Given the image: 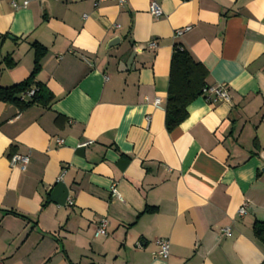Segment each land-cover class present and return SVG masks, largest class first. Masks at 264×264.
Instances as JSON below:
<instances>
[{
	"label": "crops",
	"instance_id": "1",
	"mask_svg": "<svg viewBox=\"0 0 264 264\" xmlns=\"http://www.w3.org/2000/svg\"><path fill=\"white\" fill-rule=\"evenodd\" d=\"M33 44L53 101H0L2 264H264V0H0V88L29 76ZM175 45L229 100L197 98L168 132Z\"/></svg>",
	"mask_w": 264,
	"mask_h": 264
},
{
	"label": "trees",
	"instance_id": "2",
	"mask_svg": "<svg viewBox=\"0 0 264 264\" xmlns=\"http://www.w3.org/2000/svg\"><path fill=\"white\" fill-rule=\"evenodd\" d=\"M32 48L34 61L29 76L11 87L0 88V101L13 104L19 110H24L31 105L48 108L53 101L51 93L43 85L35 83L45 49L38 44H33ZM13 65L10 62L7 64L8 67ZM206 77V69L196 63L186 50L180 45L173 47L165 106V127L168 132L177 128L187 118V107L197 98L202 97V90L207 87ZM30 89H35L32 97L22 98ZM253 230L255 237L264 244V224L256 223Z\"/></svg>",
	"mask_w": 264,
	"mask_h": 264
},
{
	"label": "built area",
	"instance_id": "3",
	"mask_svg": "<svg viewBox=\"0 0 264 264\" xmlns=\"http://www.w3.org/2000/svg\"><path fill=\"white\" fill-rule=\"evenodd\" d=\"M9 1L10 5L14 8V9H18V8H24L26 7L30 2L33 1H40V0H23L21 4H18L16 2V0H6ZM127 0H97V3H102V2H114L119 6H122L126 3ZM148 12L150 13V15L152 17H154L155 19L160 18L163 13L161 8L157 5V3L151 1L148 7ZM84 18H86L84 16ZM189 27L183 28V29H178L175 30L174 32V36L178 37L180 35H182L184 32L189 31ZM148 48L151 50H154L156 48V44L154 42H150L148 44ZM35 89H30L29 91H27L22 98L24 99H29L30 97H32V95L34 94ZM202 97L203 99L210 104H215L218 102H226L229 100L228 94H227V90L226 87L223 85H218V86H214V87H206L202 90ZM158 100H155L154 104L157 105L158 104ZM148 120V119H147ZM58 144H63L62 140H58L57 141ZM85 145V144H84ZM82 145V146H84ZM29 159L27 156H22V155H13L11 156L10 160H9V165L11 168H18L20 171H24L28 165ZM110 195L112 198L122 202V198L120 197V195L117 193L114 185H111L110 189ZM69 205L72 204V201L68 202ZM239 216H243L246 213V205L243 204L237 211ZM221 234L229 236L230 232L228 229H221L220 230ZM107 235V220L106 219H101L95 229L94 232V237H105ZM155 244L158 247V250L155 253V256L158 258H162L165 259L168 256V250H169V242L166 239H157L155 241ZM0 264H2L0 262Z\"/></svg>",
	"mask_w": 264,
	"mask_h": 264
},
{
	"label": "water",
	"instance_id": "4",
	"mask_svg": "<svg viewBox=\"0 0 264 264\" xmlns=\"http://www.w3.org/2000/svg\"><path fill=\"white\" fill-rule=\"evenodd\" d=\"M117 42H118V39L115 38V39H113L112 41H110L109 46H114L115 43H117Z\"/></svg>",
	"mask_w": 264,
	"mask_h": 264
}]
</instances>
